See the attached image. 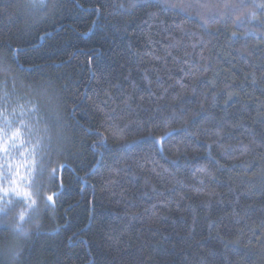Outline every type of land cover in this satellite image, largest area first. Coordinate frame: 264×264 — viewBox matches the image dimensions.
I'll return each instance as SVG.
<instances>
[{
  "label": "trees",
  "instance_id": "trees-1",
  "mask_svg": "<svg viewBox=\"0 0 264 264\" xmlns=\"http://www.w3.org/2000/svg\"><path fill=\"white\" fill-rule=\"evenodd\" d=\"M0 66V105H37L26 118L51 136L38 159L57 169L19 260L0 249V264H264L257 21L205 28L164 0H0Z\"/></svg>",
  "mask_w": 264,
  "mask_h": 264
},
{
  "label": "snow or ice",
  "instance_id": "snow-or-ice-1",
  "mask_svg": "<svg viewBox=\"0 0 264 264\" xmlns=\"http://www.w3.org/2000/svg\"><path fill=\"white\" fill-rule=\"evenodd\" d=\"M135 6L136 4L132 5ZM164 6L170 10L179 9L185 14L195 13L205 28L212 23H227L230 20L239 28H243L246 23L257 21L259 27L264 29V20L257 16V10L264 13V0L259 3L256 0H164ZM176 27L183 30L182 25ZM7 97L8 93L5 92L3 99ZM36 111L37 105L31 102H28L27 107L17 104L10 110L0 105V217L6 218L0 219V224H11V229L0 236V249L7 250L13 257L21 255L23 249L18 242L22 237L29 235V230L24 227L26 218L31 219L33 215L38 214L37 197L41 195L42 187L40 177L47 173L49 179H52L57 171L55 168L45 167L38 159V154L43 152L45 141H50L51 136L46 124L42 128H36L29 123L26 117ZM24 127H27L31 140L25 138ZM122 132L118 125H112L114 137H122ZM172 135L173 132L166 133L161 140ZM102 139L106 138L102 136ZM153 139L155 140V137ZM13 150H19V159L12 156ZM13 196L24 197L28 206L26 211L17 214L14 221L8 218V208L5 207L6 202L8 205L13 203L10 199ZM54 198L55 193L43 195L46 203L54 204ZM35 226L39 227L38 224ZM12 233L15 235L10 240Z\"/></svg>",
  "mask_w": 264,
  "mask_h": 264
},
{
  "label": "clouds",
  "instance_id": "clouds-1",
  "mask_svg": "<svg viewBox=\"0 0 264 264\" xmlns=\"http://www.w3.org/2000/svg\"><path fill=\"white\" fill-rule=\"evenodd\" d=\"M12 156L13 157H15V158H17V159H19L20 158V155H19V150H13L12 151ZM17 203H20V204H22V201H20V202H17ZM11 205H13L12 207H9V205L7 204V202L5 203V207H7L8 208V218L10 219V220H15L16 218H17V214L19 213V212H21V211H26L27 210V205L26 206H23V207H20L19 208V210H15V205L12 203ZM7 226H8V229L10 230L11 229V224H7ZM14 233H12L10 236H9V239L10 240H12L13 239V237H14ZM24 237H26V236H24ZM24 237H22V238H24ZM20 241H21V239L19 240V245L21 246V243H20ZM15 242V241H14ZM22 247V246H21ZM19 257L20 256H16V257H13L14 259H16V260H19Z\"/></svg>",
  "mask_w": 264,
  "mask_h": 264
}]
</instances>
